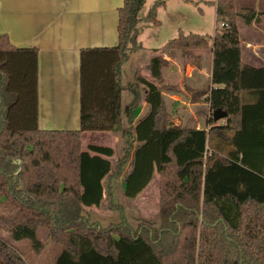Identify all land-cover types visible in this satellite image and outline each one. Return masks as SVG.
I'll return each mask as SVG.
<instances>
[{"label":"trees","instance_id":"trees-1","mask_svg":"<svg viewBox=\"0 0 264 264\" xmlns=\"http://www.w3.org/2000/svg\"><path fill=\"white\" fill-rule=\"evenodd\" d=\"M143 3L123 0L118 7L115 45L80 50L77 129L38 128L37 49L14 46L0 33V206L7 213H0V228L36 251L43 228L61 247L53 264H264V65L242 61L235 19L250 23L264 9L235 10L233 0H215V19L226 25L212 36V85L195 95L223 114L211 113L206 130L163 125L160 54L149 58L148 77L122 83V64L142 48L136 24ZM163 3L155 0L144 19L157 24ZM208 37L180 31L158 50L190 56L210 48ZM138 84L149 111L132 123ZM123 89L132 93L125 105ZM84 131H120L125 146L114 169V149L96 143L83 149ZM130 159L123 195L136 198L156 172L158 223L90 219L85 208L103 199L123 216L109 179ZM15 251L0 241V264H26Z\"/></svg>","mask_w":264,"mask_h":264},{"label":"crops","instance_id":"crops-1","mask_svg":"<svg viewBox=\"0 0 264 264\" xmlns=\"http://www.w3.org/2000/svg\"><path fill=\"white\" fill-rule=\"evenodd\" d=\"M154 1L144 0L138 12L137 40L143 48H150L151 41H161L165 36L162 35L163 33L176 32L177 35L180 31L188 32L186 31L190 30L188 26H193L192 22L190 24L187 21L188 7L191 3L189 0H164V3L155 11L158 23L154 24L145 20L144 16ZM122 2L123 0H0V33H5L14 46L37 49L38 128L71 130L79 127L80 50L86 47L116 44L117 9ZM209 2L215 8V2ZM251 2L234 0V5L251 7L256 11L264 9V0H254V5ZM236 24L242 61L255 67L264 65V14L250 23L246 24L239 20ZM160 46L153 48L147 61L154 54H160L164 59L160 82L163 123L166 124L165 126L207 130L212 111L205 95L197 97L195 92L212 85L210 82L211 43L210 48L203 51L208 55L207 71L204 65H196L195 60H192L190 65L187 62L186 66L181 68L171 57L158 50ZM196 51L194 53L197 58L201 57L204 61V53ZM189 68L190 72H188ZM139 75L148 77L149 71L148 75L138 74L130 56L122 64V83L135 82ZM200 75L206 76L205 86H197L198 84L194 82L193 78ZM182 81L192 88L187 86L186 91ZM138 89L140 97L137 105L132 109V123L149 111V105L144 99L143 85L138 84ZM123 91L128 92L125 102H122ZM131 98L132 93L128 89L121 91L122 105L129 102ZM223 121L224 119H221L220 123ZM125 126L126 121L123 117L122 127ZM87 133L88 131L82 132L81 137ZM102 134L107 136L114 134L113 138L118 139L120 131H105ZM121 152L122 150L120 155ZM113 155L115 161L112 159ZM113 155L110 157L112 169L120 157L115 154V150ZM130 168L131 159L124 164L118 177L109 179V186L112 187L116 183L121 187L123 177Z\"/></svg>","mask_w":264,"mask_h":264},{"label":"rangeland","instance_id":"rangeland-1","mask_svg":"<svg viewBox=\"0 0 264 264\" xmlns=\"http://www.w3.org/2000/svg\"><path fill=\"white\" fill-rule=\"evenodd\" d=\"M191 3L188 7L187 12V21L193 26H188L186 30L188 32L207 34L209 43L212 42V36L215 32L216 26L220 28L219 21L215 19V8L213 4L209 1L215 0H189ZM234 1V0H233ZM251 2V0H249ZM252 5H254V0H252ZM241 7L245 6H235V10H240ZM236 22L242 20L241 17H235ZM181 23V22H180ZM150 26V25H148ZM182 27V25H180ZM164 29V28H161ZM183 29H186L183 27ZM187 33V32H185ZM162 37L161 41H151L149 42L150 48L142 47L135 48L134 51L130 52L128 58L131 56V62H133L134 67L138 70V74L148 75V57L152 54L153 48H156L163 44V42L168 39L176 36V32L172 34H166ZM161 35V36H162ZM169 35V36H168ZM165 39V40H164ZM205 49H199L200 52H203ZM198 51V52H199ZM206 51V50H205ZM197 51L194 50L193 53ZM171 59L178 63L181 68L186 66L188 62L189 65L192 63V60H195L196 65H204L205 70H208V64L206 62L207 52L204 53L205 60L202 61V58H197L195 53L190 56L184 55L180 50H166L164 52ZM202 53V54H203ZM201 59V61H200ZM128 60V59H127ZM203 63V64H201ZM191 69H188L190 72ZM197 86H205L207 83L206 76L200 75L193 78ZM184 85V89L186 90L187 86L192 88L186 82L182 81ZM187 91V90H186ZM128 92H122V102L127 101ZM165 126L166 124L163 123ZM102 132L105 131H88L87 134L82 135L81 137V147L83 149L86 148L87 143H96L111 146L115 150L116 155H120V151L124 148V138L122 135L118 137V139H114L113 135H104ZM225 152V150H220ZM113 161H115V157L113 155ZM123 181L121 187L115 183L114 186L110 187V195L113 203L120 205V211L123 216H120V212L115 210L112 206L110 208L108 199H103L102 203L99 207H90L85 208V213L89 215L90 219L97 220L102 225L108 223H115L124 219L127 223L131 224L133 227L138 224H157L158 223V175L154 172L151 180L144 188V190L134 199H127L123 195ZM3 212L5 214L6 211L2 209L0 206V213ZM37 237L40 239L42 244L41 249L39 251L34 250L31 247L30 241L27 239L23 240H11L8 232L4 228H0V241L7 242L9 245H13L16 250V254L19 256L20 260L25 262L26 264H53L54 259L61 247L58 244H55L46 236V232L43 228L37 229Z\"/></svg>","mask_w":264,"mask_h":264},{"label":"water","instance_id":"water-1","mask_svg":"<svg viewBox=\"0 0 264 264\" xmlns=\"http://www.w3.org/2000/svg\"><path fill=\"white\" fill-rule=\"evenodd\" d=\"M222 112H220L219 110H213L212 111V115H213V118L214 119H217L218 117H221L222 116ZM221 264V263H220Z\"/></svg>","mask_w":264,"mask_h":264},{"label":"built area","instance_id":"built-area-1","mask_svg":"<svg viewBox=\"0 0 264 264\" xmlns=\"http://www.w3.org/2000/svg\"><path fill=\"white\" fill-rule=\"evenodd\" d=\"M219 25H220V27H222V26H225L226 23L225 22H220Z\"/></svg>","mask_w":264,"mask_h":264}]
</instances>
